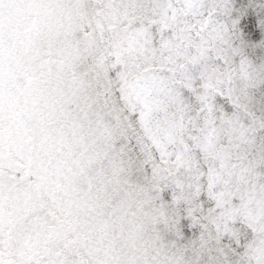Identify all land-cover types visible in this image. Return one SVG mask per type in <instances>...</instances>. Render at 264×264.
Instances as JSON below:
<instances>
[{
  "label": "snow or ice",
  "instance_id": "obj_1",
  "mask_svg": "<svg viewBox=\"0 0 264 264\" xmlns=\"http://www.w3.org/2000/svg\"><path fill=\"white\" fill-rule=\"evenodd\" d=\"M0 264H264V0H0Z\"/></svg>",
  "mask_w": 264,
  "mask_h": 264
}]
</instances>
